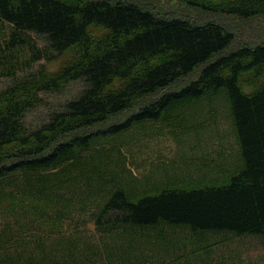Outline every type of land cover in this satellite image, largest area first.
<instances>
[{
    "label": "trees",
    "instance_id": "1",
    "mask_svg": "<svg viewBox=\"0 0 264 264\" xmlns=\"http://www.w3.org/2000/svg\"><path fill=\"white\" fill-rule=\"evenodd\" d=\"M210 6L243 18L264 14V0ZM4 23L10 31L0 42V264H112L99 247L51 240L75 220L71 207L87 201L94 208L86 221L129 242L117 244L125 260L132 249L173 240L164 234L171 227L202 241L247 233L264 240V42L215 58L234 39L222 23L166 16L129 0H0ZM57 58L56 70L39 63ZM203 63L198 79L161 94ZM224 93L242 159L226 183L142 186L119 162L117 147L94 148L97 133H80L138 106L129 120L100 129L104 139ZM116 165L132 182L114 172Z\"/></svg>",
    "mask_w": 264,
    "mask_h": 264
},
{
    "label": "rangeland",
    "instance_id": "2",
    "mask_svg": "<svg viewBox=\"0 0 264 264\" xmlns=\"http://www.w3.org/2000/svg\"><path fill=\"white\" fill-rule=\"evenodd\" d=\"M129 1L166 16H181L197 23L209 20L222 23L232 32L234 39L215 54V58L243 46L264 42V14L243 18L212 8L210 4L216 0ZM9 31V25H1L0 42L9 36ZM24 52L25 50L23 55ZM39 63L56 70L62 60H41ZM205 64H200L192 72L182 76L161 94L166 91H179L198 79ZM151 100L149 97L141 103ZM186 108V111H172L167 117L134 121L119 133L108 131L106 134L111 137L103 139L102 135H98L100 129H110L109 127L117 123L129 120L138 109L136 106L91 127L83 128L80 133H97L94 135V148L100 143L106 144L107 147H117L121 151V158L118 153L119 162L124 168L131 170L134 177L136 175L144 181L142 186L145 184V187L157 189L164 185L172 187L226 183L242 163L227 94L210 98L206 95ZM114 170L118 173L122 171L117 165ZM127 173L121 172L132 182V176ZM93 208L89 201L81 208L72 206L71 215L75 220L67 221V229L62 228L51 240L63 242L65 238H73L78 245L77 249L83 250H86L87 245L99 247L103 257L112 264H126L129 261L133 262L132 264H264V240L261 235L215 234L202 241L182 228L183 226L165 229L164 234H170L173 240L164 243V240H160L154 248L132 249L130 259L125 260L127 251L117 248V244H125L127 247L129 242L116 240L117 234L102 235L95 229L92 221H86L90 218ZM76 221H79V226ZM40 232L44 234L43 231ZM105 246L109 247L108 252Z\"/></svg>",
    "mask_w": 264,
    "mask_h": 264
}]
</instances>
